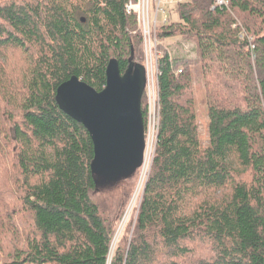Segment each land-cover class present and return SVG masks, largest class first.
Wrapping results in <instances>:
<instances>
[{"label": "trees", "instance_id": "1", "mask_svg": "<svg viewBox=\"0 0 264 264\" xmlns=\"http://www.w3.org/2000/svg\"><path fill=\"white\" fill-rule=\"evenodd\" d=\"M129 1L0 0V264H264V0H177L158 25L156 154L112 249L138 170L93 174L56 90L76 76L101 91L111 59L144 63ZM176 38L195 55L172 59Z\"/></svg>", "mask_w": 264, "mask_h": 264}, {"label": "water", "instance_id": "2", "mask_svg": "<svg viewBox=\"0 0 264 264\" xmlns=\"http://www.w3.org/2000/svg\"><path fill=\"white\" fill-rule=\"evenodd\" d=\"M145 75V67L132 60L120 73L117 61L111 59L101 91L76 76L57 88L56 96L63 111L89 134L93 174L121 178L141 166L145 148L141 112Z\"/></svg>", "mask_w": 264, "mask_h": 264}, {"label": "rangeland", "instance_id": "3", "mask_svg": "<svg viewBox=\"0 0 264 264\" xmlns=\"http://www.w3.org/2000/svg\"><path fill=\"white\" fill-rule=\"evenodd\" d=\"M153 3L154 2L151 3V11H150L151 20L155 17V11H156ZM176 3H177V0H163L161 2L160 7L164 10V13H160V15L158 16V22H159L158 25L166 21V20L164 21V19H167V17L170 15V13H172L174 7L176 6ZM131 34L132 35L138 34L141 37V48H142L143 61L145 62V60H148L149 63H152L153 68H151V69H152V73H153L154 80H155V86H156L157 85V73H155L156 72V65H158V59L161 56V51L159 49L160 48V42L157 38V29H156L155 33L152 34V38H151V41L154 43V45H155V43H157L155 50L152 51V55H151L152 59H149L147 57L148 53L146 51V42L149 39L144 38V36L142 35L141 29L138 25V22H136V27L131 31ZM163 48L168 51L170 57L174 60H183V59H186L187 57H193L195 55V53L193 51V44L186 41V40L179 39V38L167 40L166 42H164ZM18 58H19V56L14 58V59H18ZM15 65H16V63L12 64V66H15ZM154 68H155V70H154ZM194 100H195V104L199 107V109L204 106V103H205L204 94H203V96L201 94H197L195 96ZM143 103H144V107L146 108V112H147L146 113V121H145V124H146L145 131L147 133V136H149L150 147L148 148V154H147V157L145 159L146 165L143 166L142 169H139L137 171L136 175L134 176V178L128 182L129 183V187H128L129 193H128V196L126 197V205H125L123 213H122V217H121L122 219H121L120 224L118 226L117 235L114 238L112 249H113V246H115L114 243L116 244V242L119 238V235H121V232H122L125 224H128L129 222H132V224H133L134 220L136 219V216L138 214L139 207H140V204H141L142 198H143L144 186H145V184H146V182H147V180L151 174V170L153 167V160H154L155 154H156L157 128L153 129V128L148 127V125L152 122H149V113H148V105H147L146 96L143 97ZM157 106H158V104H157ZM198 113H199L200 131H201V133H204L205 122H206V120H205L206 111L200 110V112H198ZM3 152L6 153L5 149ZM124 189H126V188H124ZM102 201H105V206L113 205L112 208L106 209L107 212H113L114 211L115 203H113L112 198H110V197L103 198ZM131 201H133V206H131V204H130Z\"/></svg>", "mask_w": 264, "mask_h": 264}, {"label": "built area", "instance_id": "4", "mask_svg": "<svg viewBox=\"0 0 264 264\" xmlns=\"http://www.w3.org/2000/svg\"><path fill=\"white\" fill-rule=\"evenodd\" d=\"M163 0H136V1H129L125 6V11L129 15H135L137 18L138 25L141 29L142 35L144 38H148L149 40L146 42V51L148 53V58L152 59V51L155 50L156 44L151 41L152 34L155 33L157 26H158V16L160 13H164V10L160 7V4ZM154 2L155 17L151 20L150 18V11H151V3ZM221 7V8H228L229 7V0H214L212 4V8ZM162 11V12H161ZM166 19H164L165 21ZM234 27H236L234 25ZM251 42V38H249ZM251 51L254 49L253 45H250ZM145 73H146V82H145V91L144 96H146L147 105H148V113H149V122H152L148 125L150 128H157V137H156V146H157V139L160 130V93H159V75L160 70L158 65H156V72L157 73V85L155 86V80L152 73V63H149L148 60L144 62ZM155 70V68H154ZM182 72L181 69L177 71L178 74ZM158 104V106H157ZM147 113V112H146ZM146 124L144 123V135H145V148L143 154V161L139 169H142L143 166L146 165L145 159L148 154V148L150 147L149 136L145 131ZM138 169V170H139Z\"/></svg>", "mask_w": 264, "mask_h": 264}, {"label": "bare ground", "instance_id": "5", "mask_svg": "<svg viewBox=\"0 0 264 264\" xmlns=\"http://www.w3.org/2000/svg\"><path fill=\"white\" fill-rule=\"evenodd\" d=\"M143 66H144V65H143ZM144 91H145V89H144ZM143 95H144V94H143ZM143 154H144V153H143ZM130 204H131V206H133V201H131ZM131 208H132V207H131Z\"/></svg>", "mask_w": 264, "mask_h": 264}]
</instances>
